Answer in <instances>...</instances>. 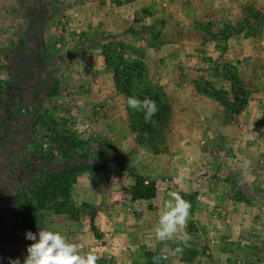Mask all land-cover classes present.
<instances>
[{
	"label": "rangeland",
	"instance_id": "1",
	"mask_svg": "<svg viewBox=\"0 0 264 264\" xmlns=\"http://www.w3.org/2000/svg\"><path fill=\"white\" fill-rule=\"evenodd\" d=\"M149 1L0 0V264L17 257L23 264L33 243L25 233L38 232L42 220L72 242L83 244L87 228L97 236L90 206L78 201L77 190L88 179L78 178L73 185L79 187H69L66 214L43 208L37 192L49 173L76 164L132 167L119 150L120 142L126 144L134 134L126 98L112 76L114 67L130 71L133 63L141 68L132 73L130 95L137 98L148 91L158 99V109L166 110L164 122L152 124L151 141L139 148L151 154L167 149L164 138L172 124L190 125L191 138L193 128L198 132L204 124L223 126L222 138L232 131L229 143L221 140L218 151L221 161L229 160V167H221L234 175L226 196L234 213V256L210 254L208 264H264V0H213L217 17L172 33V39H180L174 48L172 40L162 38V19L151 22L146 17L150 8L170 6L172 15L179 16L183 6L179 0L167 6L166 0L164 6L162 0ZM117 8L120 15L113 11ZM112 12L118 26L110 23ZM193 30L202 32L197 37L202 41L196 48L183 47L189 45L184 37L196 43ZM52 86L57 90L52 101L86 143L85 152L68 160L56 155L45 118V94ZM115 133L116 142L111 139ZM210 160H204L208 166ZM212 211V220L219 223L222 214ZM67 221H80L79 238L66 229ZM211 228L226 234L221 225ZM98 264H106L105 259Z\"/></svg>",
	"mask_w": 264,
	"mask_h": 264
},
{
	"label": "crops",
	"instance_id": "2",
	"mask_svg": "<svg viewBox=\"0 0 264 264\" xmlns=\"http://www.w3.org/2000/svg\"><path fill=\"white\" fill-rule=\"evenodd\" d=\"M169 1L166 0V6ZM212 1L179 0L180 5L183 6L181 8H184L179 12V16L172 15L169 5L170 10L150 8L146 18L151 22H155V19L158 18L162 19L164 27L162 38L163 40H172L173 44L169 43V45L174 48L177 47L180 39H172L174 38L170 37L172 33L176 34V31L181 30L184 26L189 29L194 26L193 23H201L207 18L217 17L215 11L212 10ZM136 2L144 4L150 1L136 0ZM162 5H165V0H162ZM71 7L79 10L75 4ZM113 11L119 15L121 13L118 8ZM111 15L114 19H111L110 23L112 26H118L115 14L112 12ZM193 33L196 43L191 37H184L182 40L189 45L183 47H198L197 42L202 40L197 37L202 32L193 30ZM165 48H168V45ZM172 125L169 127L171 130H168L169 135L167 134L168 136L164 138L168 148L160 153L156 151L151 154L146 152L145 148H139L138 146L142 144L135 141L134 135L128 138L126 144L123 141L120 142L119 150L130 165L139 175L154 183L155 195L151 200L130 201L129 189L134 183L133 178L125 172V169H118L107 163L101 165L110 168L109 174H100L96 179L83 182L81 191L77 190L79 203L90 206L92 226L97 235L95 237L89 228L86 229V234H84L86 240L80 244L84 252H87L88 249L95 251L101 259H105L106 264H143V251L152 252L154 256L161 254L165 250V243L156 240L154 230L164 202L170 199L168 193L178 191L181 196L184 195L182 197L185 200H187V196L191 197V201H189L191 203L190 217L186 227V232L191 239L187 245L178 238L175 242L168 241V251H174L177 247L182 248V251L176 255H169L159 264H208L210 254L214 258L222 259L234 256V252L231 251L232 249L230 250V247L235 245L230 241L236 240V236L233 234L234 230L230 231L234 224L230 223L234 213L232 205L229 204V199L226 197L234 175L233 172L223 168L229 167V160L221 161L224 159L221 158L218 151L219 148H222L221 140H224V143H229L232 131L229 130L222 138L225 130L222 128L223 126L204 124L203 127H198V132L193 128L194 137L191 138L188 136V129H192L190 125L189 128H187L188 124ZM242 125H245V128H252V125L255 124ZM124 127L126 130L125 125ZM111 139L115 142L120 140L116 133ZM145 143L147 142H143L144 145ZM102 156H104L103 160L107 158L106 153H102ZM209 158H211L212 166H208V162L204 161ZM204 163L207 166H204ZM215 164L216 166H214ZM73 186L76 188L79 187V184ZM212 209L218 210L220 215L222 214L221 220H218L219 223L212 220L214 217ZM79 222L67 221L66 223V229L78 235V238L80 237ZM223 222L227 224L224 225ZM216 224L221 225L226 234H215L211 227ZM82 230L85 231V227ZM213 242L214 244H212Z\"/></svg>",
	"mask_w": 264,
	"mask_h": 264
},
{
	"label": "trees",
	"instance_id": "3",
	"mask_svg": "<svg viewBox=\"0 0 264 264\" xmlns=\"http://www.w3.org/2000/svg\"><path fill=\"white\" fill-rule=\"evenodd\" d=\"M106 58H104V61ZM133 70L128 68L125 72L114 67L113 82L116 90L126 98V112L129 120V130L135 136L136 142L141 144L143 142H150L149 138L152 132L153 122H146L143 110H136L128 106L127 100L132 97L129 93L132 81V73L134 70L141 68L140 63L132 64ZM123 74V75H122ZM122 76V80L119 78ZM56 87L49 88L45 96L48 99V110L45 109V118L47 119L49 131L52 133V143L55 145L56 155L64 160L71 159L75 152H85L86 143L79 140L75 136L73 125L69 123L68 118L63 114V108L52 101V97L56 96ZM146 95L138 96L137 98L143 100L145 97L152 99L150 92L145 91ZM50 99V100H49ZM159 105L158 99H152ZM164 109V110H163ZM166 113L165 108L158 109L157 113L152 117V121L161 123L164 122L162 114ZM161 115V116H160ZM163 125V124H162ZM146 137V139H145ZM156 152V151H154ZM86 159L84 153L82 156ZM125 172L134 180L133 185L129 189L130 201H148L155 195V186L151 181H147L144 177L139 175L132 167L126 166ZM110 173V168L101 164H76L51 172L42 181L37 192L38 198L43 208L52 211L55 214H66V198L71 187L78 178H86L88 180L96 178L98 175H105ZM90 227L91 222H90ZM93 229V227H92ZM143 264H154V253L143 251Z\"/></svg>",
	"mask_w": 264,
	"mask_h": 264
},
{
	"label": "clouds",
	"instance_id": "4",
	"mask_svg": "<svg viewBox=\"0 0 264 264\" xmlns=\"http://www.w3.org/2000/svg\"><path fill=\"white\" fill-rule=\"evenodd\" d=\"M129 107L143 110L146 122H153L152 117L157 113L156 101L145 97L143 100L135 96L127 100ZM170 199L164 202L159 212L157 226L155 227V238L165 243V250L153 257L154 264H159L162 259L169 255H176L182 251L177 247L174 251L167 250V242H175L177 238L187 245L191 239L186 232L187 222L190 217L191 203L185 200L178 191L168 193ZM43 227H40V224ZM38 232L27 231L25 238L33 241L27 246V255L23 264H98L101 258L95 251L84 252L81 245L72 242L69 237L59 230L50 229L42 220L37 224ZM9 264H21L20 258H9Z\"/></svg>",
	"mask_w": 264,
	"mask_h": 264
}]
</instances>
